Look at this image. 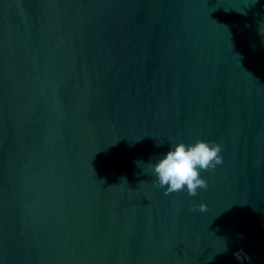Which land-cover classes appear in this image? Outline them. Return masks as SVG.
I'll use <instances>...</instances> for the list:
<instances>
[{"label": "water", "instance_id": "95a60500", "mask_svg": "<svg viewBox=\"0 0 264 264\" xmlns=\"http://www.w3.org/2000/svg\"><path fill=\"white\" fill-rule=\"evenodd\" d=\"M0 264H264V0H0Z\"/></svg>", "mask_w": 264, "mask_h": 264}, {"label": "clouds", "instance_id": "9594fccd", "mask_svg": "<svg viewBox=\"0 0 264 264\" xmlns=\"http://www.w3.org/2000/svg\"><path fill=\"white\" fill-rule=\"evenodd\" d=\"M221 150V145L215 142H179L170 147L162 157H158L154 164L148 163V167L156 177L154 183L165 189V195L186 190L189 196H196L198 189L208 187L206 180L201 177V171L214 170L223 162ZM141 163L143 161H136L138 167ZM198 210L205 212L207 206L201 203Z\"/></svg>", "mask_w": 264, "mask_h": 264}]
</instances>
